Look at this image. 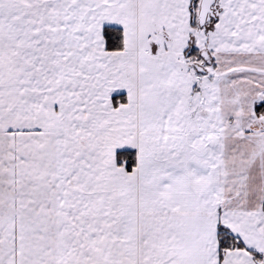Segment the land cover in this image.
Wrapping results in <instances>:
<instances>
[{
  "label": "snow or ice",
  "instance_id": "snow-or-ice-1",
  "mask_svg": "<svg viewBox=\"0 0 264 264\" xmlns=\"http://www.w3.org/2000/svg\"><path fill=\"white\" fill-rule=\"evenodd\" d=\"M0 264H264V0H0Z\"/></svg>",
  "mask_w": 264,
  "mask_h": 264
}]
</instances>
